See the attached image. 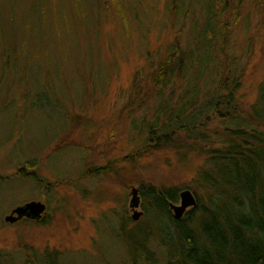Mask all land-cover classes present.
<instances>
[{
    "label": "rangeland",
    "instance_id": "obj_1",
    "mask_svg": "<svg viewBox=\"0 0 264 264\" xmlns=\"http://www.w3.org/2000/svg\"><path fill=\"white\" fill-rule=\"evenodd\" d=\"M174 45L192 63L164 88L153 75ZM223 71L248 118L264 80V0H0V261L164 263L169 222L141 191H176L178 205L190 191L181 218L194 210L197 224L215 195L199 171L224 125L200 114L204 139L172 128L168 144L148 132L167 125V106L179 119L198 111ZM32 200L46 206L39 219L4 221Z\"/></svg>",
    "mask_w": 264,
    "mask_h": 264
},
{
    "label": "trees",
    "instance_id": "obj_2",
    "mask_svg": "<svg viewBox=\"0 0 264 264\" xmlns=\"http://www.w3.org/2000/svg\"><path fill=\"white\" fill-rule=\"evenodd\" d=\"M215 18L208 8L200 42L213 29ZM180 52L177 49L158 65L153 75L157 85L167 88L175 76H184L189 70L191 53ZM220 77L217 92L209 93L198 111L179 119L181 110L174 113L167 106V125L160 128L159 135L152 132L156 125L148 132L150 142L159 140L162 144L169 143L171 135L167 133L172 128L186 131L189 137L198 133L194 136L204 139L206 133L193 127L194 118L201 114L205 119L209 115V119L222 120L225 134L220 147L209 154V169L199 171L215 195L200 213L197 224L194 210L180 219L169 213L170 201L177 199L176 191L152 187L141 191L169 222L160 228L167 250L162 264H264V80L258 85L248 118H244L238 113L234 97L239 80L225 71Z\"/></svg>",
    "mask_w": 264,
    "mask_h": 264
},
{
    "label": "water",
    "instance_id": "obj_3",
    "mask_svg": "<svg viewBox=\"0 0 264 264\" xmlns=\"http://www.w3.org/2000/svg\"><path fill=\"white\" fill-rule=\"evenodd\" d=\"M138 188L133 187L131 190V199H130V208L134 210L132 214L133 219H137L140 215L139 211H136L135 209L139 206V194H138ZM195 199L193 195L191 194L190 191L184 190L180 193V204H170L171 209L174 212V217L179 219L183 215L185 209L188 206H193L195 205ZM46 206L43 202L41 201H29L24 203L23 205H19L12 209L9 215L5 216L4 221L9 223H14L22 218H29L30 219H39L40 216L43 214L45 211Z\"/></svg>",
    "mask_w": 264,
    "mask_h": 264
}]
</instances>
